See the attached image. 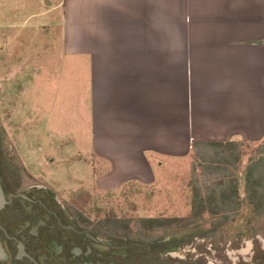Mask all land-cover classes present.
Listing matches in <instances>:
<instances>
[{"label": "crops", "instance_id": "0c3cea01", "mask_svg": "<svg viewBox=\"0 0 264 264\" xmlns=\"http://www.w3.org/2000/svg\"><path fill=\"white\" fill-rule=\"evenodd\" d=\"M8 1L34 24L11 76L9 137L27 156L36 147L52 161L41 148L53 143L98 191L116 192L217 145H264V0Z\"/></svg>", "mask_w": 264, "mask_h": 264}, {"label": "rangeland", "instance_id": "374dc122", "mask_svg": "<svg viewBox=\"0 0 264 264\" xmlns=\"http://www.w3.org/2000/svg\"><path fill=\"white\" fill-rule=\"evenodd\" d=\"M29 13L34 15L33 11ZM26 15L28 11L23 3L0 0V169L5 182H12L18 192L35 187V194L61 208L66 219L74 220L102 237L122 239L127 230L130 237L163 239L207 233L204 238L194 236L195 243L202 245L203 241L211 240L216 246L222 245L231 251L237 247L234 243L238 237L237 243L248 251L245 243L253 237L252 230L264 236V209L252 208L245 201L248 166L257 165L261 170L253 175L261 174L264 180V172H261L264 171L261 162L264 161V145L231 148L225 160L228 161L225 179L216 180L217 172L210 169L214 170L219 163L197 161L191 166H178L174 176L156 184L130 182L116 192L98 191L89 172L85 171V165L70 164L80 158L61 162L54 155L53 143L41 148L51 153L52 161L47 156L42 157L40 152L39 157H35L38 148L30 150L29 142L28 148L34 157L30 153L26 155L25 146L14 147L9 134L17 133L10 130L14 122L11 110L16 108L18 98L14 97L17 85L13 84L15 80L11 76L14 72L17 75L20 68L24 69L26 64L22 60L25 62L29 56L25 47L18 48L19 40L27 42L31 39L27 30L31 33L30 25L34 24L27 22ZM12 44L16 48L13 51ZM43 145L45 143H41ZM62 151L67 155L76 152L68 148ZM220 188L225 189L223 192L227 197L224 208L219 205ZM257 191L258 194L262 192ZM195 196L203 200L202 206L200 202L197 204Z\"/></svg>", "mask_w": 264, "mask_h": 264}, {"label": "flooded vegetation", "instance_id": "af4514ba", "mask_svg": "<svg viewBox=\"0 0 264 264\" xmlns=\"http://www.w3.org/2000/svg\"><path fill=\"white\" fill-rule=\"evenodd\" d=\"M0 187V264H264V236L253 230L248 251L238 237L231 251L211 240L195 243L194 236L207 233L163 239L130 237L127 230L122 239L102 237L66 219L61 208L35 194V187L18 192L5 182L2 169Z\"/></svg>", "mask_w": 264, "mask_h": 264}, {"label": "trees", "instance_id": "16d2710c", "mask_svg": "<svg viewBox=\"0 0 264 264\" xmlns=\"http://www.w3.org/2000/svg\"><path fill=\"white\" fill-rule=\"evenodd\" d=\"M237 147V145H217L214 148L216 149V151H214V153L211 154V157H201L198 161L200 162H205V163H211L212 161H214V163H219L220 166H218L217 168H215L214 170L212 168H210L214 173H216L215 178L216 180L220 177L225 179V174L227 172L226 170V164H228L227 157H229L228 152L231 150H234V148ZM226 162V163H225ZM263 162L264 165V161ZM249 164V162H248ZM202 166H204V164H202ZM205 172H208L207 168H205ZM261 169H259L257 167V165L254 166H248V171H247V182H246V190H245V201L247 202L248 205L252 206V208H263L264 209V191L262 189L263 184H264V180L262 178V175L259 174L258 177H254L253 174L257 173V171H260ZM264 172V171H261ZM253 175V176H252ZM252 176V177H251ZM225 189L220 188V193H219V198H220V208H224L225 202L224 200L227 198L225 193L223 192ZM260 190L262 192H260V194H258V191ZM195 200H197V204L199 205V202L202 206L203 204V200L199 197V196H195L194 197ZM211 202V201H210ZM209 202V203H210ZM211 204V203H210ZM215 208V207H214Z\"/></svg>", "mask_w": 264, "mask_h": 264}, {"label": "water", "instance_id": "95a60500", "mask_svg": "<svg viewBox=\"0 0 264 264\" xmlns=\"http://www.w3.org/2000/svg\"><path fill=\"white\" fill-rule=\"evenodd\" d=\"M3 204H4V199L2 197V191H1V187H0V208L2 207Z\"/></svg>", "mask_w": 264, "mask_h": 264}]
</instances>
